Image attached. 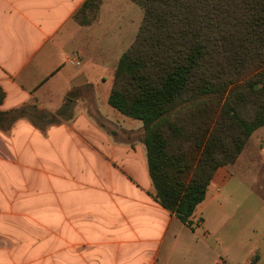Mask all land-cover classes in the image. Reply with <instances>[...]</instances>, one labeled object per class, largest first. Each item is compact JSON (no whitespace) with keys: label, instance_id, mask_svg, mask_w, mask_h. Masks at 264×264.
I'll list each match as a JSON object with an SVG mask.
<instances>
[{"label":"crops","instance_id":"obj_1","mask_svg":"<svg viewBox=\"0 0 264 264\" xmlns=\"http://www.w3.org/2000/svg\"><path fill=\"white\" fill-rule=\"evenodd\" d=\"M85 1L0 0V112L31 105L59 121L0 127V264H264V234L250 226L243 240L225 236L231 217L213 202L239 160L217 169L191 229L154 201L144 145L117 141L90 116L89 108L124 128L105 75L143 12L131 0H101L80 25L74 14ZM70 92L66 121L56 113Z\"/></svg>","mask_w":264,"mask_h":264},{"label":"trees","instance_id":"obj_2","mask_svg":"<svg viewBox=\"0 0 264 264\" xmlns=\"http://www.w3.org/2000/svg\"><path fill=\"white\" fill-rule=\"evenodd\" d=\"M100 1L86 0L74 19L89 24L87 13L94 17ZM131 1L143 17L119 58L107 104L141 122L153 199L193 229L190 218L217 169L233 164L264 126V0ZM75 97L68 94L58 117L72 118ZM3 98L0 88V104ZM38 114L59 123L25 105L0 112V127L19 118L44 122Z\"/></svg>","mask_w":264,"mask_h":264},{"label":"rangeland","instance_id":"obj_3","mask_svg":"<svg viewBox=\"0 0 264 264\" xmlns=\"http://www.w3.org/2000/svg\"><path fill=\"white\" fill-rule=\"evenodd\" d=\"M135 7L137 10H140L137 5H135ZM91 16V14L87 15L88 18ZM113 73L111 76H107L106 74L105 78L108 79L109 77H113ZM108 81L110 83V80H106V82L102 84L100 90L106 88ZM80 94L88 103L92 99L91 91L86 86L80 91ZM87 106L90 105L87 104ZM109 108L111 109V107ZM38 110L40 111V109ZM27 111L34 116L37 114V111L32 108H27ZM88 113L98 122V124L103 125L106 131L114 130L119 134L120 129L126 130L124 128L129 127L131 124V131L129 133L119 134L118 136L116 135L115 138L117 141L123 142L129 138L133 141L139 142L142 138L141 122L137 120L123 116L126 121L123 126L124 128H122L121 126L119 127L122 123L118 122L120 124L116 127L114 126L116 125L114 123L117 122H113V124L109 123L106 119L99 116L96 110L89 108ZM99 113L102 114V112ZM116 114L120 116L118 112H116ZM12 118L13 115L6 116L5 125H7ZM34 119L36 121L39 119H43L44 121L48 120L46 117H41L39 114ZM111 121H113V119ZM241 154L242 152L240 155ZM240 155L236 159L237 162L239 160V163L236 165V169L233 170L234 172L231 180L221 189L213 202H219L221 205L223 219H225L226 215H229L227 217H231L230 221L226 223V226L224 227V235L232 236L239 234L240 238L243 240L245 239L246 234H248L246 232L249 231L250 226H256L257 232H262L264 234V126L254 131L245 144L244 154L242 157H240ZM236 161L234 162L235 164L237 163ZM204 217H202V220L205 219ZM243 227L246 229V232L242 230Z\"/></svg>","mask_w":264,"mask_h":264}]
</instances>
